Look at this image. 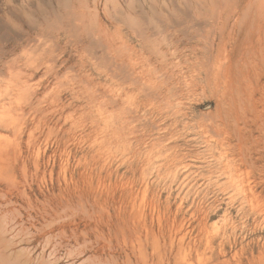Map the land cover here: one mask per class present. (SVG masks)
I'll list each match as a JSON object with an SVG mask.
<instances>
[{
    "label": "rangeland",
    "instance_id": "rangeland-1",
    "mask_svg": "<svg viewBox=\"0 0 264 264\" xmlns=\"http://www.w3.org/2000/svg\"><path fill=\"white\" fill-rule=\"evenodd\" d=\"M0 264H264V0H0Z\"/></svg>",
    "mask_w": 264,
    "mask_h": 264
}]
</instances>
